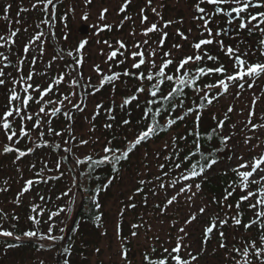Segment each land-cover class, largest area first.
I'll return each mask as SVG.
<instances>
[{"label": "snow or ice", "instance_id": "obj_1", "mask_svg": "<svg viewBox=\"0 0 264 264\" xmlns=\"http://www.w3.org/2000/svg\"><path fill=\"white\" fill-rule=\"evenodd\" d=\"M86 3H91V0H86ZM131 3V0H124V3L120 7L119 11L124 13ZM148 6H151V0H147ZM38 5H43L42 10L50 15V18H46L41 21L42 24L48 25L55 19V5L53 0H35L32 3V9H36ZM49 5H53L50 10ZM202 5H206L202 6ZM11 4H6L3 8L5 15L2 17L4 20H9L7 13L11 9ZM196 15L192 17L193 20L201 21L198 24V28L202 29L200 32V38L198 41L192 44L193 52L191 54L184 53L182 58L176 60L172 50L169 51H158L163 49L165 41L168 37V33L164 31L171 24L177 21L167 20L164 21L163 17L157 12L155 7L151 8V11L158 17L159 21L162 22L161 27H158L157 23H151L150 26L144 27L141 35L148 37L149 34L158 32L161 33L160 39L155 42L156 47L149 45V40L146 38L143 41H137L131 47L128 48L123 40H117L115 47L108 41L104 43L111 49L107 54L106 61L109 62V68L107 73L102 72L100 65L95 66V71L101 74L102 78L99 85L91 84V78L89 77L86 81L81 67L84 62L83 49L86 45V41H81L75 49V58L72 62L66 66L67 71L58 74L51 78V82L45 85L32 83L33 79L37 75H43L44 73H38L35 71L34 65L37 62V57H32L30 64L33 66L29 72L25 75L23 72V66L27 59V53L30 48L36 45L37 41H41L39 44L40 55L44 54V42L41 38L45 35L43 31L37 32L29 41L24 45L23 53L21 56L16 55V63L13 64L11 56L13 55L12 48L15 46V37L19 33L20 29L16 28L10 31V34L0 36V48H6L7 54L4 51H0V88L5 89L6 102L3 106H0V131L4 133L7 143H4L0 148V155L16 153V157L13 160L15 164L21 158L28 155L34 154L38 149L50 148L53 151L59 152L61 149L60 143L50 142L44 137H61L64 134H68L69 140L76 141V135L73 132L71 123L68 124L66 129L57 131L52 126L51 117L62 115L66 121H73L74 116L70 111L74 108L78 112L84 111L86 105L81 99L79 102L74 103L73 97L80 95L76 89L78 88H90V95H95L104 86L111 85L115 90V82L118 81L121 76L131 77L140 82L139 87L135 89L133 94L123 98L122 103L119 105L121 109L130 105L132 102L137 103V107H141L138 97L141 94H146L145 103L143 105L142 120L146 121L143 130L139 131L135 135L133 140H126V148L115 145L113 140H108L105 146L102 148V153L97 155L94 152L84 154L82 156H74L69 162V156L73 153V148H79L81 146H87L93 143L90 139L81 138L75 145H69V140L63 141L64 155L61 156L55 163V171L57 175L45 177L44 169L47 168V163H44V167L34 173V178H29L25 181L24 186L16 194L14 203L19 205L21 203V197L29 192L31 188L41 182L48 183L49 180H59L64 175L62 166H68L69 171L72 167L80 169L78 173H74L73 187L67 188L62 191L57 199L63 197L69 198L67 207H57L55 211L47 212L48 220L42 219L45 214V207L43 202L45 201L44 196H40L41 204L33 203L31 205V211L34 215L28 217L33 227L25 230L21 236L15 235L16 225L12 224L10 228L6 229L0 224V237L3 238H14L19 241L24 239H35L38 241L37 251H52L57 247V242L64 239L63 233L64 228H60L59 232L61 235L55 234L57 225L54 221L55 217L60 216L62 213H71L72 205L76 204V195L73 192V188L81 189V195L83 193L92 191L90 197L93 206L96 209H101L102 205L99 203L98 195L101 191L107 190L113 180L118 178L120 169L118 165L129 158V154L133 150L150 138L167 132L177 124L178 121H183L186 117H193V128L187 130L185 135H173L171 137V143H165L164 148L169 150V154L164 156L163 162L158 164L159 175L155 176V179H144L139 178L137 183L138 186L135 189L137 194L143 193L145 185H154L151 189L153 195L156 194V189L166 191L168 188L175 189L178 184H182L178 191L175 192L170 198H167L163 208L158 204L157 208L161 209V214H164L168 206L173 205L174 202H178V197L186 195V202L194 201L197 193L202 190V183L198 182L194 185L191 181L196 180L199 177L204 176L206 171L210 170L219 162L218 153L224 149H227L229 141L232 139V135H221V130L224 127L226 120L229 118L228 114L234 109L233 106H229L227 112L224 114V119L217 120L216 127L210 131L201 133L200 121H201V110L205 109L206 106H211L221 96L226 95L231 87L238 89L236 96L239 97L245 90V84L248 89H252L256 84L259 77L264 76V60L257 58L256 53H259L260 57H264V11L253 12L252 9L264 8V0H196L193 5ZM211 9L209 11L208 9ZM28 8L21 7L20 12H27ZM108 9H103L100 13V20H105V14ZM144 9H141V24L144 25L148 17L144 15ZM19 15V13H18ZM224 17V27H220L216 17ZM66 20V15L61 17ZM125 20L130 17L125 16ZM183 23L181 19L178 21ZM19 24L20 21L16 20ZM214 26V27H213ZM40 25H37L39 28ZM111 25L102 24L99 27L100 31L105 29L111 30ZM229 29L238 38L236 44H225L223 37L229 36ZM27 31V29H25ZM247 32L248 36L258 35L260 38L256 41L255 45L249 44L243 52H241L239 44L245 42V38L241 36V33ZM191 33V29H189ZM135 35V32L131 33ZM177 34L184 40L188 37L177 30ZM54 35V33H52ZM67 33L64 35V39L67 40ZM216 44L219 47L220 52L228 57L231 61L230 65H226L220 61L219 57L212 55L208 50L207 46ZM173 49L181 50L182 46L174 44ZM63 51V50H62ZM130 52V56L126 53ZM67 57H73L74 52L68 51ZM120 57L117 60V57ZM160 57V63L156 61V57ZM64 59V56L57 54L53 56L52 60ZM129 59L132 60L131 70L124 69L123 72L112 71V65L110 62L115 61L116 65H122ZM211 62V65L208 64ZM52 61L48 62V67H51ZM195 65V67H192ZM14 68L17 75L13 76L11 72H6V68ZM229 67L231 71H229ZM73 73H75L73 75ZM111 73V74H108ZM67 77V79H66ZM216 77L214 82H207L206 78ZM247 78V79H246ZM251 80V83H248ZM145 81H147V87H145ZM11 87H7L8 84ZM61 84H67L72 91L67 94L59 92V86ZM186 89H190L192 94L196 96V100L192 101L189 105H185L188 93ZM54 92L58 93L57 99L50 98ZM260 99L255 93L251 101L252 107L248 112V118L244 122V128L248 131L255 132L260 129H264V123H254L253 118L255 117V106L257 101ZM114 103V102H113ZM38 105V110L31 111V105ZM66 105L68 106L66 108ZM103 108L102 104L96 105V113L93 115V121L96 115H99V110ZM177 110H181V115H173ZM108 114V118L114 121L116 118L112 114L113 108L105 109ZM19 120V125H15L16 120ZM215 120L216 117L214 116ZM264 120V115L260 117ZM163 120V122H162ZM124 125H129L130 121L124 119L122 121ZM105 128H112L111 123H106ZM232 128L235 129L236 125L233 124ZM90 132L95 131V124L89 129ZM33 133H36V137H33ZM219 138L220 147L208 148L207 145L214 139ZM191 138L192 147L182 148L181 141L187 145V142ZM22 139H27L31 142V147L21 149L19 144ZM114 139V138H113ZM253 139L259 140V136H245L244 144L248 145ZM38 141V142H37ZM259 143L252 145V150L259 148ZM157 157L159 153H156ZM147 156V154H145ZM232 159L231 156L228 157ZM242 161L236 167L231 168L230 171L235 174L236 179L228 182V187L225 188L223 199L217 201L213 197V202L224 205L226 201L233 195L237 190H240L242 195L236 201V214L232 217L220 219L212 217L210 225L204 230V244L206 245L210 235L214 233V229L217 227V223L222 229L231 219L233 226H240L243 223V212H241V204L248 201L252 203L248 204V209L253 211L254 215L248 220L247 223H243L245 232L249 229L256 227L258 236L256 238H249L247 240L242 239L241 246L235 244L229 249L228 259L232 260L233 264H264V151L258 152L252 156L249 160H245L243 156L238 158ZM101 165H109L111 171L116 173V177H110L106 183H101L95 189H88L83 186V182L80 179L85 177L92 179V174ZM187 165V167H185ZM147 167V166H146ZM36 165L33 163L31 169H35ZM168 168V171H164ZM86 169V171H85ZM23 175L21 169H17ZM176 174L173 176L172 173ZM147 175V173H144ZM227 175V172L223 173ZM99 180V177H96ZM3 184L5 187H0V192H7L9 190L8 181L4 180ZM193 187L196 191H192ZM231 189V191H229ZM133 197H129V203L126 208H135L136 204L132 202ZM144 203H147V197L144 198ZM229 209L232 208L231 204L226 205ZM208 205L205 204L199 207L198 212L203 214ZM7 213H4L0 209V220L7 217ZM123 212H121V216ZM197 218L196 213H191L188 219L185 221V226L195 221ZM94 221L99 227V223L102 219L101 214H95L93 216ZM12 220L18 221L19 217L15 214L12 215ZM46 223L48 225L46 231L41 230V225ZM143 221L138 224H133L131 235L135 237L138 234V229L143 227ZM183 235H177L175 239V246L169 250L163 248V252L156 255L157 249L153 246L150 252L144 254V264H196L199 255L191 252H186L182 255V252L190 247L183 241L187 236L185 228L181 227L178 230ZM106 234V233H105ZM117 236L121 243L120 258L125 264H131L128 260V250L124 246V240L126 238L120 236V225L117 224ZM220 237V248H226L225 243L226 237L224 232H219ZM158 240L159 237H156ZM47 241V243H45ZM17 245L12 243H5L7 249L16 247ZM99 253L100 249H95ZM64 258L62 264H70L71 249L68 247L63 248ZM235 254V255H233ZM38 264H45V261L40 260ZM59 264V262H58Z\"/></svg>", "mask_w": 264, "mask_h": 264}, {"label": "rangeland", "instance_id": "obj_2", "mask_svg": "<svg viewBox=\"0 0 264 264\" xmlns=\"http://www.w3.org/2000/svg\"><path fill=\"white\" fill-rule=\"evenodd\" d=\"M123 3L124 0H91V3H86V0H61V4L57 8L58 16H55V19L52 20L50 24L45 25V37L41 38V40L44 42L45 49L43 56H41V63L43 67L44 65L46 66V68H44L47 73L45 79L47 81L50 79L49 83L51 82L52 77L67 71L66 66L69 65V62H72L74 56L70 58L67 57L66 54L68 51H73L75 54V49L81 41L87 42L83 49L84 62L81 67V71L86 81L90 77L91 84H95L97 86L99 85L102 76L95 71V66L100 65V68L104 73H107L109 68V62L106 61V57L111 49L104 43V41H108L115 47L117 40H123L128 48L131 49L134 43L137 41H143L147 38L149 40V45L156 47L155 42L160 39L161 33L154 32L149 34L148 37L141 35L143 28L150 26L151 23H157L158 27H161L162 22L159 21L158 17L151 11L152 7L157 9V12L160 13L164 21H177L176 23H173L164 29V31L168 33V37L165 41L163 49H158V51L172 50L176 60H179L182 58L184 53L191 54L194 51L192 44L202 38L200 36L202 29L198 28V24L200 23L197 20L192 19V17L196 15V12L192 11L194 4L191 0H151V6H148L147 0H131V3L128 5L126 11L121 13L119 9ZM103 9H108V11L105 14V20L101 21L99 17ZM141 9L145 10L144 15L148 17L144 25L141 24ZM45 15V19L50 18L49 14L45 13ZM65 15L66 20L61 19V17ZM125 16L130 17V19L125 20ZM181 19L183 20L182 24L178 22ZM105 23L112 26L111 30L105 29L100 31L99 27ZM82 25L88 26L87 33L79 32V28ZM189 29H191V33H189ZM177 30L183 32L188 37V39H182L177 34ZM133 32H135V35L131 34ZM52 33H54V35H52ZM66 33L68 36L67 40L64 39V35ZM174 44L181 45V50L173 49L172 46ZM57 46L61 48V51L63 50L60 55L64 56V59L58 58L53 61V56H56L59 53L57 52ZM207 48H212L213 52L217 54L223 63L226 65L231 64V61H229L228 57L220 52L218 45H209ZM126 55L130 56V52L126 53ZM117 58L120 59L119 56ZM50 61H52V63L51 67L49 68L47 64ZM156 61L158 64L160 63L159 56L156 57ZM110 63L111 65L113 64L112 62ZM126 63L131 65L132 60L129 59ZM229 71H231L230 67ZM74 74L75 73H73V75ZM248 82L251 83V80H248ZM258 85H261L262 88L257 89L256 86ZM87 90L88 88L76 89L80 95L73 97V102L76 103L82 99L86 107L84 108V111L74 116L73 121L63 124L60 122V120L64 118L62 115L54 117L55 119L52 122V126L57 131L66 129L68 124L71 123L73 132L76 135V141L69 140L68 134L57 137L58 142L62 143V147H64L63 141L65 140H69L70 146L75 145L81 138L90 139L92 141V134L89 131V123L92 120L93 111L99 100L96 99L95 95L88 94L91 89L90 91ZM69 91H72V89H70L67 84H61L59 86L60 93L67 94ZM232 93L233 92L231 90L229 94L225 95L222 98L220 104H234L233 113L235 115V121L238 122V126H244V122L247 120V118L245 117V112L242 111V109L245 106L249 107L251 105L254 93L259 96L260 99L264 97V76L259 77L254 87L247 90V100H243V97H241L240 100L242 101L232 102V100L235 98L231 95ZM50 98L57 99L58 93L54 92ZM67 107L68 106L66 105V108ZM255 108L259 112L264 111V102H262V106L257 105ZM70 111L73 112L76 110L71 108ZM74 121L77 122L75 125ZM231 130L234 131L236 128H231ZM245 136H259L260 139H253L248 145H245ZM33 137H36V133H33ZM50 141L53 140L50 138ZM257 143H259L260 147L253 151L252 145ZM27 144L24 143L23 146H32L31 142L28 140ZM164 144L165 140L163 139L150 144V148L146 149L149 151V157H147L148 161L155 153H159L160 150H162ZM229 145L233 146L232 159L228 162L224 161L222 165H218L217 168H230L232 166L236 167L239 163H242V161L238 159L240 156H243L245 160H249L258 152L264 151V129H260L255 132L244 129L242 133H240L239 137L232 139V142L229 143ZM87 150H91V143L87 146H81L79 148L74 147L72 156H82ZM144 152L145 150L140 152L139 157L141 160H143V157H145ZM40 153L41 156L37 162L34 160H27L29 158L28 155L21 158L22 160L17 161L15 164L13 163L15 157H13L12 162L9 163V168H7L6 172L9 187V190L7 191L8 194L6 192H0V208H3L5 212L7 211L10 214L15 211H20V209L22 211V208L25 205L31 207L33 203L40 204L41 195L47 196L49 198L54 197L57 191L54 188H50L51 185H59V187L63 190L73 187L74 174L72 171L68 170L69 167H71L69 164V167L62 166L64 175L59 180L55 181L56 184H48L47 186L49 189L45 188L42 182L41 184H36L29 192L25 193L21 197V203L19 205L14 203L16 194L24 186L25 181L29 178H34V173L37 172V170L39 171L41 168H43L45 162L49 164V166L44 169V176L47 178L49 176L57 175L55 171V163L61 156L64 155V152H58V154L54 155L53 153L44 152V149H42ZM70 161L71 160H69V162ZM19 163H21L20 168L18 167ZM33 163L36 165L35 169H31V165ZM18 168L22 170V176L21 172L17 171ZM72 169H75V173H78L75 167H72ZM142 169L144 170L138 173L142 176L146 170L155 173L157 172V166L154 164H150L147 168L146 166H142ZM1 176L2 173H0V177ZM181 186L183 185L178 184L175 189H167L168 191L166 194L171 193L174 195ZM1 187H5V185L3 184ZM122 189L125 191V187L120 184L119 190H121V192ZM192 191L195 192L196 189L193 187ZM73 192L76 195V204L72 205L74 212L76 207L79 205L81 195L80 189L73 188ZM128 196L129 195H127L125 199H128ZM57 197H59V194ZM57 197L55 196L56 199ZM58 200L60 201V199ZM249 202L252 203V201ZM65 203V207H67L69 203L68 197H65ZM119 203L120 201L115 199L114 201H110L107 205V209L112 217L116 218L118 216L117 212L122 207V205ZM205 204L208 205V208L203 214H200L198 209ZM161 208H163V206H161ZM234 209V207L229 209L225 205H222L221 208H219L210 202L204 192L200 191L197 193L194 201L191 202V204L186 202V195L178 197V202H174L173 205L167 207L166 214H161L160 208H151L149 210L140 211L138 213L136 224L143 221L144 226L137 230L138 234L135 237L130 235V239L126 241L129 244L128 260L131 262V264H144L143 252H150L153 246L157 249L156 253L158 254L163 252V248H168L171 250V248L175 246V239L177 235H183V233H179L178 230L181 227H184L187 236L183 242L190 245L189 248L182 252V255H185V258H187L186 252H191L192 254L196 255L201 253V250L204 249L199 255L196 264H233L232 260L227 258L229 249L232 248L236 241L239 242L241 246L242 239L250 235L249 233H245L242 230L243 225L241 224L240 226H233L231 223L232 221H228L223 231L224 234L227 235V239L225 241L227 247L223 248L222 251H219V243L216 239L218 235L216 230H218L217 227L219 224L217 223V227L215 228L214 233L210 235L206 245L204 244V230L210 225V223L206 221L207 218L211 219L212 217L218 216L220 219H223L226 215L227 217H232ZM175 212H178L176 216L177 220L174 219ZM46 213L47 212L45 211L42 219H45ZM191 213H196L197 218L195 221L185 226V221L189 218ZM253 215L254 213L251 212V217H253ZM71 216L69 213H63L57 217V221L56 217L54 218V221L57 225V228L55 229L56 235H61L59 232L60 228H64L66 231ZM7 219H9V217H7ZM46 219H48V217H46ZM4 221L7 222L5 219ZM114 223L110 227L111 236L106 238L103 237L100 241L99 253H97L95 249L92 252L87 253L86 264H125V262L120 258L121 243L118 239V236H116L114 233ZM46 230L47 229L42 231ZM63 235H65V232ZM156 237H159V239L157 240ZM23 239L24 238L21 240ZM61 242L62 240L58 241L57 247L52 251H37V249L30 251L25 248L16 253L13 248L7 249L8 251L6 253L0 252V264H38L40 260L45 261V264H57V253L61 248ZM45 243H47V241H45ZM71 257H73V264H78V255L76 250L73 251ZM98 260L101 262L98 263Z\"/></svg>", "mask_w": 264, "mask_h": 264}, {"label": "trees", "instance_id": "obj_3", "mask_svg": "<svg viewBox=\"0 0 264 264\" xmlns=\"http://www.w3.org/2000/svg\"><path fill=\"white\" fill-rule=\"evenodd\" d=\"M56 9V8H55ZM212 55H216L213 51H210ZM75 58V54H74ZM117 60H119L117 58ZM221 61V60H220ZM112 71H120L123 72L124 69H129L131 70V65L124 63L122 65L117 66L115 61H112ZM70 64V62H69ZM209 65H211V62H208ZM192 67H195L193 65ZM111 74V73H108ZM216 77L212 78H206L207 82H214V79ZM249 83V82H248ZM95 85V84H94ZM140 82L137 81L134 78L131 77H124L121 76V78L115 82V90H113L111 85H105L104 88H102L98 93L95 94V97L99 102L97 104H102L103 108L99 110V115H96L95 120L93 119L89 123V128L92 127L93 124H95V131L90 132L92 134V141L91 143V150H87L84 152V154L94 152L95 154L99 155L102 153V148L105 146L106 142L108 140H113V143L122 149L126 148V140L130 141L133 140L135 135L139 133V131L143 130L144 125L146 121L142 120V114H143V105L145 103L146 99V94H141L138 97L139 103L141 107H137L136 102H132L130 105L126 106L124 109H121L119 105L122 103V100L124 97L129 96L133 94L135 89L139 87ZM145 87H147V81H145ZM257 89L262 88L261 85L256 86ZM233 88V89H232ZM232 90V96L235 97L232 102H240L241 97H243V100L248 98L247 95V84H245V90L242 92V94L237 97L235 94L238 91L237 88L231 87L229 92ZM87 91H90V88H88ZM188 96L187 99L185 100V105H189L192 101H195L197 98L194 96L191 92L190 89H186ZM226 94V95H227ZM225 95L221 96L217 101H215L211 106H206L205 109L201 110V121H200V131L201 133H205L207 131H210L212 128L216 127L217 120L224 119V114L227 112L228 107L231 105L234 107V104L227 103V104H220L222 101V98ZM114 102V103H113ZM262 102H264V97L259 99L257 101L256 106H262ZM259 103V104H258ZM96 104V105H97ZM113 108V115L115 116V120L112 121L108 118V114L106 113L105 109L107 108ZM252 104L247 107L245 106L242 111L245 112V117L248 118V112L251 109ZM75 110V109H74ZM73 116L80 114L78 111H73ZM96 113V106L93 111V115ZM255 117L253 118L254 123H264V120H261L260 117L264 115V111L259 112L255 108ZM182 111L177 110L176 113H173V115H181ZM216 117L214 120L213 117ZM229 118L226 120L223 129L221 130V135H232V139H236L239 137L240 133L245 129L244 126H238V122L235 121V115L233 111L228 114ZM63 117V116H62ZM93 117V116H92ZM124 119H128L130 121L129 125H124L122 121ZM61 123L67 124L65 118L60 120ZM163 122V120H162ZM77 122L74 121V125ZM106 123H111L113 125L112 128H105L104 125ZM236 125V130L232 131V125ZM193 117L190 115L186 117L183 121H178L176 125L171 127V129L167 132L160 133L149 140L142 142L141 145L137 146L132 153L129 154V158L122 161L120 165H118L120 172L118 178L113 180V183L111 186L104 191H101L98 195V200L99 203L102 205L101 209H96L93 206V203L90 199L92 196V191H88L83 193L81 195V189H80V201L79 205L76 207V217L74 220V223L72 225L71 230L69 231V234L66 238V241L64 242V245L60 251L59 254V260L60 264H62L64 254H63V248L68 247L71 249V255L74 250H76V253L78 255V264H86L87 261V253L92 252L94 249L99 248L100 246V241L102 240L103 237H108L111 236L110 234V227L114 223V233L117 236V224L120 225V236L126 238L124 241V246L128 250V255H129V244L128 241L130 239V235L133 231L132 225L136 224L137 218H138V213L143 210H149L151 208H157L156 205L163 206L166 203L167 198L172 196L171 193L166 194V191H162L159 189H156V194L153 195L151 189L154 187V185H145L144 186V191L143 193L137 194L135 192L136 187L138 186V179L139 178H144V179H155V176L159 175V170L157 167V172H151L147 171V175H140L138 174L139 172H142V166H149L150 164H154L158 166L159 163L163 162L164 156L169 154V150L165 149L164 147L162 150L159 152V156L157 157L156 153L150 158L148 161L147 157L148 155V150L150 148V144L153 142H157L158 140H165V143H171V137L173 135H185L187 133V130H190L193 128ZM49 138V139H48ZM50 138L53 141H50ZM114 138V139H113ZM168 138V139H167ZM45 139L49 140L50 142L54 143H60L57 140V137L52 136H45ZM167 139V140H166ZM232 139L229 141V143L232 142ZM227 149H224L218 153V158L219 162L213 166L210 170L206 171L204 176L197 178L196 180L191 181V183L194 185L195 183L201 182L202 183V192L207 196V198L210 200L211 203L214 205L218 206L221 208L222 205L217 204L213 202V197L217 201H220L223 199L225 188L228 187V182L230 180H235L236 176L234 173L230 171L231 168H234L233 166L230 168H217L218 165H222V163L230 161L228 159L229 156H233V146L229 145ZM61 144V149L59 152L63 151L62 143ZM264 146V145H263ZM21 149L26 148L23 145L19 146ZM181 147L182 148H191L192 143H191V138H189L187 145L184 144L183 141H181ZM208 148L212 147H220V142L219 138H214L208 145ZM44 152L47 153H53L54 155L58 154L57 151H53L50 148H43ZM142 150H145L144 155L147 154V156L143 157V160L140 159V152ZM158 153V152H157ZM83 154V155H84ZM71 158L73 156L71 155ZM49 166V164H47ZM69 167V165H68ZM146 167V168H147ZM187 167V165H185ZM77 172L80 171V169L76 168ZM168 168H165L164 171H168ZM38 171V170H37ZM72 173H75V169L71 170ZM86 171V169H85ZM227 172V175H223V173ZM176 173L173 172L172 175L174 176ZM117 174L113 173L111 171V168L109 165H101L99 168L95 170V172L92 174V179H87L85 177H81L80 179L83 182V186L88 188V189H95L97 186H99L101 183H106L107 179L110 177H116ZM50 177V176H49ZM96 177H99V180L96 179ZM55 179H51L48 181V183H43L45 188H48V184H56ZM128 181V182H125ZM41 184V183H40ZM123 185L125 187V191L122 189L119 190V185ZM50 188L56 189V194L55 196L61 194L62 191H64L62 188L55 185H51ZM49 189V188H48ZM231 191V189H229ZM128 196V199H125L126 196ZM242 195L240 190L237 188V190L233 193V195L226 201L224 204L225 206L227 204H231L232 207L235 209L233 210L234 213L233 215L236 214V201L239 199V197ZM54 197H47L44 196L46 199L43 202V206L46 209V212L49 211H55L57 207H65V197L61 198L60 201ZM129 197H133L132 202L136 204V207L133 208H126V205L129 203ZM147 197V203H144V198ZM115 199L119 200L122 205L120 210L117 212L118 216L112 217L110 212L107 209V205L109 204L110 201H114ZM42 203V202H41ZM40 203V204H41ZM180 203V202H179ZM250 202L242 203L241 204V212H243V223H247L248 220L251 217V210L248 209V204ZM23 206V205H22ZM21 208V207H20ZM3 210L4 213H8L9 219H7V222L4 221V219L0 220V224L6 229L10 228L12 224L16 225V230H15V235L21 236L22 233L25 230L31 229L33 227L32 223L29 221L28 217L30 215H34L31 211L30 206H23L22 211H15L9 214V212H5L3 208H0ZM73 212V210H72ZM72 212L70 213V216L72 215ZM121 212H123V215L121 216ZM102 213V219L99 223V227L97 226V223L94 221L93 216L95 214H101ZM167 212H165L166 214ZM178 213V212H177ZM177 213L175 212V217L174 219L177 220L176 216ZM15 214L17 217H19L18 221L12 220V215ZM63 214V213H62ZM48 217L47 213L45 216L44 221H47L46 219ZM230 218V217H229ZM58 218L56 217V221ZM210 218H207V222L210 223ZM231 221V219H229ZM232 223V222H231ZM242 223V225H243ZM48 225L46 223H43L41 225V229L45 230L47 229ZM256 229V227H253ZM257 230V229H256ZM106 233V234H105ZM258 234V233H256ZM14 239V238H13ZM12 243L17 245L16 247H13L15 252H20V250L25 249L26 247L30 245H37V243L33 242H27L23 240H9L3 237H0V252L6 253L8 250L5 247V243ZM146 252H143V257ZM70 255V264H73L72 260L73 257ZM157 256H159L158 253H156ZM77 261V260H76ZM101 261L98 260V263Z\"/></svg>", "mask_w": 264, "mask_h": 264}, {"label": "flooded vegetation", "instance_id": "obj_4", "mask_svg": "<svg viewBox=\"0 0 264 264\" xmlns=\"http://www.w3.org/2000/svg\"><path fill=\"white\" fill-rule=\"evenodd\" d=\"M191 1H192L193 4L196 3V0H191ZM34 2H35V0H0V36L7 37L10 34L11 30H14L16 28L20 29L19 33L14 38L16 43H15V46L12 48L13 55L11 56V60H12L13 64L16 63V55L17 54H19L21 56L24 55V53H23L24 45L26 43H28V41L37 32L43 31L45 33V24L41 23V21L44 20L45 17H46L45 12L42 10L43 5H38V7L36 9H32L31 5ZM6 4H11L12 5L11 9L7 13V15L9 16V20H7V21L2 19V17L5 15V13L3 11V8H4V6ZM53 4L55 5V8H56L55 9V16L57 17L58 16L57 8L61 4V0H53ZM202 6L207 7L206 5H202ZM21 7L28 8L29 11L20 12ZM52 8H53V5H49V9L51 10ZM208 10L211 11L210 8ZM192 11H195L194 7H193ZM252 11L253 12L264 11V8L252 9ZM18 13H19V15H18ZM16 20H19L20 23L17 24ZM216 20L219 22L220 27H224L225 26L224 25V17L218 16V17H216ZM198 22L201 23V21H198ZM38 24L40 25L39 28H37ZM25 29H27V31H25ZM241 36L245 38V42L239 44L241 52H243L245 50V48H247L249 46V44H252L254 46L256 41H258L259 38H260L258 35L248 36L247 32L241 33ZM43 37H45V35ZM223 39H224L226 45H228V44H233L234 45V44L238 43V38L235 36V34L232 32L231 29H229V36L223 37ZM39 44H40V41H37L36 45L32 46L30 48V51L27 53V59H26L25 64L23 66V72H24L25 75L29 72V70L33 67L30 64L31 58L32 57H37V62L34 65L35 71L38 72V73H44V74L35 76L33 81H32V83L34 85L40 84V85H45L46 86V84L49 83L50 79L48 81L45 79V76H47V73H46L44 68H46V66L44 65V67H43V65L41 63L42 62L41 61L42 57L40 55ZM213 45H216V44H213ZM57 48H58L57 52H59L58 54H61V52H62L61 48H59L58 46H57ZM208 50L209 51H213L212 48L208 49ZM0 51H4L7 54V49L6 48H0ZM256 56H257V58L264 60V57H260L258 52L256 53ZM5 71L6 72H11L13 76L17 75V73H16L14 68L9 67V68H6ZM11 86L12 85L10 83L7 85V87H11ZM5 102H6L5 89L4 88H0V106H3L5 104ZM30 110L31 111L38 110V105L32 104ZM51 119H52V122H53V120L55 118L51 117ZM16 125H19V120L18 119L16 120L14 126H16ZM4 143H7V141H6V138L4 136V133L2 131H0V148H2ZM24 143L27 144V139H22L19 146L24 145ZM42 149H38L34 154L29 155V158L27 160H29V161H33L34 160L35 162H37L39 157L41 156L40 151H42ZM13 157H16V153L15 152L9 153V154L0 155V173H2V176L0 177V187L3 185V181L7 180V177H6L7 176V174H6L7 168H9V163L12 162V158ZM20 160H22V159H20ZM18 167L19 168L21 167V163H19ZM4 219L7 221V217L4 218ZM225 226L226 225H224L222 229L220 228V226H218L217 227L218 230H216L218 232V235H217L216 239L218 240L217 242L219 243V245L221 243L220 237H219V232L221 230L224 231ZM242 230L245 232V229L243 227H242ZM245 233H249L250 235H248L246 238H244V240H247L249 238H256L258 236V234H256L257 230L254 229V228L249 229L248 232H245ZM225 237H227L226 234H225ZM6 239L15 240V239H13L11 237L10 238H6ZM23 241L37 243V245H33V246L30 245V246L26 247L28 250L32 251L34 249H37V246H38V241L37 240H35V239H31V240L23 239ZM234 244L236 246H238V247L240 246V243L237 242V241ZM218 249H219V251L223 250V248H220V246H219Z\"/></svg>", "mask_w": 264, "mask_h": 264}, {"label": "water", "instance_id": "obj_5", "mask_svg": "<svg viewBox=\"0 0 264 264\" xmlns=\"http://www.w3.org/2000/svg\"><path fill=\"white\" fill-rule=\"evenodd\" d=\"M87 31H88V26H87V25H82V26L79 28V32H81V33H87ZM69 160H72L71 155L69 156ZM76 210H77V209H76ZM76 210L73 212V214H72V216H71V219H70L69 225H68V227H67V229H66V231H65L64 239H63L62 242H61V248H60V249H62V246L64 245V242L66 241V238H67V236H68V234H69V231H70L71 228H72V225H73L74 220H75V217H76ZM60 249H59V251H58V253H57V264H58V262H59V264H60V260H59V254H60V251H61Z\"/></svg>", "mask_w": 264, "mask_h": 264}]
</instances>
